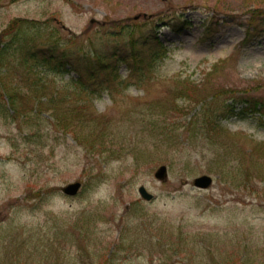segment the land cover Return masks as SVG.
<instances>
[{
  "label": "rangeland",
  "instance_id": "1",
  "mask_svg": "<svg viewBox=\"0 0 264 264\" xmlns=\"http://www.w3.org/2000/svg\"><path fill=\"white\" fill-rule=\"evenodd\" d=\"M34 20L81 77L0 53V264H264V0H0V47Z\"/></svg>",
  "mask_w": 264,
  "mask_h": 264
},
{
  "label": "water",
  "instance_id": "2",
  "mask_svg": "<svg viewBox=\"0 0 264 264\" xmlns=\"http://www.w3.org/2000/svg\"><path fill=\"white\" fill-rule=\"evenodd\" d=\"M155 176H156L157 178H159V179H164V178L166 177V168H165L164 166H161V167L157 170ZM211 182H212V179H211L209 176H206V175H205V176H201V177H199V178H196V179L194 180V185L197 186V187L206 188V187H208V186L211 185ZM79 187H80V184H79V183H72V184H69V185H67L66 187H64V188L62 189V191H63L64 193H67V194H70V195H74V194L77 192V190L79 189ZM139 191H140L141 195H142L144 198H146L147 200H149V199L151 198V195L148 194V193L144 190L143 187H141V188L139 189Z\"/></svg>",
  "mask_w": 264,
  "mask_h": 264
},
{
  "label": "trees",
  "instance_id": "3",
  "mask_svg": "<svg viewBox=\"0 0 264 264\" xmlns=\"http://www.w3.org/2000/svg\"><path fill=\"white\" fill-rule=\"evenodd\" d=\"M234 108H237V106L232 104V103H231V105L228 106V113H230L231 116H241L243 114V112L245 111V109H244L242 111H239L242 113H238L237 111L234 110ZM178 111L181 112V109Z\"/></svg>",
  "mask_w": 264,
  "mask_h": 264
}]
</instances>
